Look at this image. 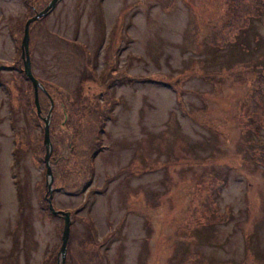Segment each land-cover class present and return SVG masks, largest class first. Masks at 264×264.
Masks as SVG:
<instances>
[{
    "label": "rangeland",
    "instance_id": "1",
    "mask_svg": "<svg viewBox=\"0 0 264 264\" xmlns=\"http://www.w3.org/2000/svg\"><path fill=\"white\" fill-rule=\"evenodd\" d=\"M50 2L0 0V264L61 260ZM30 55L66 264H264V0H58Z\"/></svg>",
    "mask_w": 264,
    "mask_h": 264
},
{
    "label": "water",
    "instance_id": "2",
    "mask_svg": "<svg viewBox=\"0 0 264 264\" xmlns=\"http://www.w3.org/2000/svg\"><path fill=\"white\" fill-rule=\"evenodd\" d=\"M58 0H51V2L40 12H37L34 16L30 17L25 24L24 29V36L22 39V59L24 60V70L28 78L31 80V82L34 85L35 89V103L37 106V112L40 117L43 118L45 122V136H44V142L46 145V155H45V162L47 165V176L49 178L48 180V203L49 207L52 210V212L56 215H61L64 218L65 224H64V230L62 234V244L60 248L61 253V260L59 261V264H66V254H67V245L71 234V212L66 210H57L53 203V182H54V174H53V168L51 165V155L53 151V145H52V139H51V131H50V117L52 115V110L54 104H51L50 111L47 115H42V106L40 103V94L39 89L42 87L41 82L38 80V78L34 75L32 70V61H31V55H30V26L32 22L35 20H38L39 18L47 15L57 4Z\"/></svg>",
    "mask_w": 264,
    "mask_h": 264
},
{
    "label": "trees",
    "instance_id": "3",
    "mask_svg": "<svg viewBox=\"0 0 264 264\" xmlns=\"http://www.w3.org/2000/svg\"><path fill=\"white\" fill-rule=\"evenodd\" d=\"M239 4H241V2H239ZM258 7L259 6H257V4L255 3V5H254V8L256 9V11H257V9H258ZM257 13V12H256ZM32 17V16H31ZM30 18V17H29ZM43 93H45V92H43ZM47 95V94H46ZM46 97H48V96H45V98ZM47 99V98H46ZM44 145H45V142H44ZM45 147H46V145H45ZM16 150H19L18 148L16 149ZM222 186H223V184H222ZM218 214H219V212H217ZM204 215H205V217L206 218H210L211 220H212V213L211 212H209V211H206V213L204 212Z\"/></svg>",
    "mask_w": 264,
    "mask_h": 264
}]
</instances>
